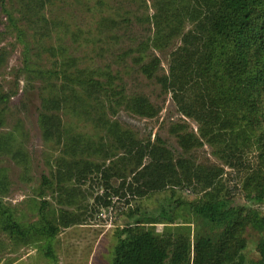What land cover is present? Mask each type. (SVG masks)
Listing matches in <instances>:
<instances>
[{
    "label": "trees",
    "instance_id": "obj_1",
    "mask_svg": "<svg viewBox=\"0 0 264 264\" xmlns=\"http://www.w3.org/2000/svg\"><path fill=\"white\" fill-rule=\"evenodd\" d=\"M32 2L36 10L37 3L44 6V0ZM153 7L147 16L151 33L125 54L132 55L137 73L158 84L160 98L171 94L178 112L197 122L198 133L186 121L175 123L171 133L178 148L152 132L141 138L116 116L123 110L154 118L162 110L159 102L116 83L120 77L109 71L80 68L74 57L57 59L47 69L32 63L27 52L18 72L25 71L32 86L37 77L45 82L39 125L43 138L60 152L51 178L43 176L39 195L52 191L60 205L68 206L52 217L44 200L40 219L24 224L4 202L9 182L0 168L1 228L11 236L35 232L51 241L62 228L85 223L87 209L77 204L76 187L95 175L104 189L96 197L99 207L110 206V196L142 199L166 193L157 207L133 213L118 229L110 264H264V0H153ZM39 19L46 29L45 18ZM169 48L166 70L157 51ZM4 60L0 56V66ZM16 91L0 84L1 112L9 109ZM62 112L92 121L100 130L97 137L67 130ZM13 135L0 132V154L12 153L25 164L24 149L13 150ZM205 145L214 149L218 162L198 161L197 150ZM98 153L104 155L101 163L87 158ZM236 175L240 184L233 190L245 195L243 204L227 188L229 176ZM189 188L196 198L177 193ZM181 209L193 214L194 235L191 225L179 220ZM251 232L257 235V261L246 257ZM46 255L56 260L51 247Z\"/></svg>",
    "mask_w": 264,
    "mask_h": 264
},
{
    "label": "rangeland",
    "instance_id": "obj_2",
    "mask_svg": "<svg viewBox=\"0 0 264 264\" xmlns=\"http://www.w3.org/2000/svg\"><path fill=\"white\" fill-rule=\"evenodd\" d=\"M32 1L0 0V56L5 58L0 66V84L5 90L17 89L8 103L9 109L1 112L0 105V132L13 131V150L22 148L27 155L25 164H20L14 160L12 153L0 154V168L5 170L3 172L9 182L8 191L3 198L5 204L24 224L40 219L38 207L44 200L49 202L46 211L52 217H56L64 206H68L60 205L52 191L46 190L44 196L39 195L43 176L51 178L60 152L52 142L43 138L39 125L41 94L45 82L37 77L32 86L27 73L18 72L23 68L25 53L28 52L32 63L47 69L53 67V62L57 59L74 57L80 68L109 71L120 77L116 79V83H124L130 91H142L159 102L162 110L154 118L135 116L123 110L116 116L123 124L133 128L141 138L152 132L153 137L160 135L178 148L180 146L171 133V126L186 121L189 129L198 133L197 122L178 112L171 94L165 100L160 98L158 84L137 73L132 55L125 54L135 49L151 33L147 16L155 12L153 0H44L43 7L41 3H37V10L31 8ZM39 17L45 18L46 22L41 24H47L46 29L39 25L38 21H43ZM104 19H107V23H102ZM108 20L115 22L113 26ZM106 24L112 27H107ZM178 42L180 41H175ZM171 49L157 51L166 70ZM132 54L137 55V52ZM107 114L110 115L111 112L108 110ZM62 115L70 132L83 135L89 133L97 137L100 130L85 116L78 112H62ZM104 149L107 150V146ZM213 150L210 145L198 149V161L218 162ZM87 158L93 162L104 161V155L99 153ZM226 169L230 171V168ZM226 177L228 176L225 175L224 179ZM240 178V175L229 176L227 188L238 189ZM76 188L80 192L77 204H83L81 210L87 209V221L62 228L51 241L35 232L27 237L11 236L0 225V264H110L117 244L118 229L125 225L133 213L143 211L145 207H157L166 194L155 193L142 199L129 198L126 194L119 198L110 196L112 204L99 207L96 197L104 194V189L100 187L95 175ZM177 193L186 199L196 198L190 188ZM234 195L237 204L247 202L240 191H234ZM127 200H130L129 203ZM69 208L76 210V207ZM260 209L264 212V204ZM178 216L180 221L191 225L194 235L191 211L181 209ZM158 228L161 230L163 225ZM249 237L246 257L257 261L260 258L257 235L251 232ZM49 247L56 260L46 255Z\"/></svg>",
    "mask_w": 264,
    "mask_h": 264
}]
</instances>
